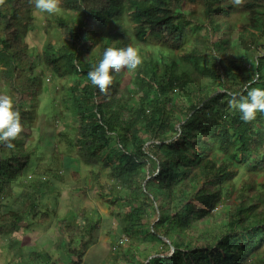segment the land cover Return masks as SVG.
Listing matches in <instances>:
<instances>
[{"label": "trees", "instance_id": "trees-1", "mask_svg": "<svg viewBox=\"0 0 264 264\" xmlns=\"http://www.w3.org/2000/svg\"><path fill=\"white\" fill-rule=\"evenodd\" d=\"M189 7L194 11L187 13ZM34 10L29 0L0 5V94L12 97L28 134L43 82L37 65L64 81L59 111L76 115L70 140L76 154L61 155L59 163L90 165V189L97 186L121 225L118 236L111 231L113 253L92 264H264V178L257 181L264 177V113L244 122L226 94L264 89V0L239 7L230 0H61L59 13H42L49 34L42 51L24 42L35 27ZM233 12L248 14L239 29L225 26ZM201 26L208 27L204 33ZM148 34L152 43L143 48ZM129 45L142 65L113 73L108 93H101L88 72L106 48ZM254 51L259 56L251 67L244 60ZM19 97L31 99L29 110L17 104ZM24 140L11 149L0 143L1 197L17 182L33 189L16 196L27 197L28 209H0V232L21 225L33 209L45 222L49 212L41 210L56 205L57 181L68 179L67 170H33L28 182L34 149ZM106 168L111 181L99 183ZM82 212L58 217L53 250L59 257L33 250L29 264H85L101 213Z\"/></svg>", "mask_w": 264, "mask_h": 264}, {"label": "rangeland", "instance_id": "rangeland-1", "mask_svg": "<svg viewBox=\"0 0 264 264\" xmlns=\"http://www.w3.org/2000/svg\"><path fill=\"white\" fill-rule=\"evenodd\" d=\"M193 11L194 8L189 7L187 13ZM33 15L35 27L29 29L27 35L29 33L32 34V45L36 46L39 51H42L43 44L49 35L45 28L47 27L44 17L45 15L36 10H34ZM247 15L248 14L245 12H233L230 17H228L225 26L229 27L228 24H231L239 29L240 23L243 20H247ZM207 28L208 27L206 26H201V32L204 33ZM132 32L133 29L131 28L130 33ZM226 32H228V30ZM51 37L52 40L56 39L53 35ZM217 38L218 36L215 34L213 36V41H216ZM137 42H139V40H135L133 43L136 44ZM151 43L149 35H147L146 41H142L141 46L144 48ZM184 45H191L190 35L187 36ZM166 48L169 52H180L178 49L172 48V50L170 49L171 47L168 48L167 46ZM253 53L254 55L251 60L250 58L244 60V62L251 67H253L255 59L259 56L255 51ZM35 70L36 73L43 77V82L40 83L42 88L38 93L37 108L33 114L36 115V119L34 118V124L31 125L29 133L26 134L24 131L20 136L21 138L26 139L24 140L26 145H28L29 141L32 142L34 149L30 164L27 168V171H29V177L27 180L28 182H34V176L32 174L33 170L40 172L42 170L47 171L56 169L64 171V174L67 170L68 173L65 176L68 179L63 178L57 181L59 188L57 195L59 199L56 202V205L41 210L42 212L47 210L49 212V217L44 220L45 222H40V218L43 217L41 216L42 213L33 209V211L30 212V214L21 222V225H17L14 228H11L10 225L4 226V231L0 232V264H29L30 251L38 249L50 251V254L59 257L60 253L53 250V243L59 234L58 217L66 216L71 210L76 213L83 211L82 213L92 215L94 210L97 209L101 213V225L95 233L96 238L88 251V257L85 261V264H92L98 261L99 258H104L108 254L111 255L113 253L111 251L112 236L114 234L115 236H118L121 232V225L119 223L120 219L113 214L111 208L102 201L97 193V186L90 189L92 183L95 181V174L91 172L90 165L82 163L81 161L80 163L75 164L72 168H68L67 164L64 162L63 164L67 167L63 164L62 166L60 165L59 157H61V155L63 157V155L69 156V153L73 155L76 154L70 140L76 135L77 118L73 117L76 115L69 109L64 112L59 111L64 108V105L62 104L63 92L60 89V86L64 81L57 76H53L52 71L41 64L37 65ZM33 94L34 91L28 93L25 97L32 96ZM16 102L21 106V109L25 110H29V106L33 105L30 98L24 102L23 98L19 97ZM78 166L79 169L75 172V168ZM100 167L101 166H97L96 169ZM240 167V170L244 173L245 167ZM104 171V174L100 175L98 178L99 183H108L111 181L107 175L108 169L106 168ZM263 178L264 177L257 178V181H261ZM13 188V193H6L3 197L0 195V209H17L23 211L28 209L29 204L27 205V197L23 196L19 199L16 196L17 194L20 195L21 193L26 192L32 194L33 189L29 185L25 186L18 182L14 183ZM53 194L54 193H52L51 197L46 198L45 202H54ZM128 208V203H126L123 209L127 210ZM151 214L154 216L153 211H151ZM76 222L80 225H84L85 219L78 216ZM137 227H139V225H137ZM113 230H115L114 234L111 233ZM131 244H133V241H129L128 245L132 246ZM160 244L161 242L158 243V245ZM138 249L139 246L134 249L136 254L140 252ZM119 264H126V262Z\"/></svg>", "mask_w": 264, "mask_h": 264}, {"label": "clouds", "instance_id": "clouds-1", "mask_svg": "<svg viewBox=\"0 0 264 264\" xmlns=\"http://www.w3.org/2000/svg\"><path fill=\"white\" fill-rule=\"evenodd\" d=\"M230 2L233 6L239 7L242 6L244 0H230ZM3 3L4 0H0V5ZM29 3L39 13L52 15L60 12L61 0H29ZM129 29L131 30V28ZM132 29L133 32L130 34L134 35V28ZM24 42L30 47L32 46L31 33L25 36ZM142 63L143 58L136 47L131 45L124 48L108 47L103 52L102 59L88 72V80L101 93L106 95L109 87L114 82L113 73L119 74L125 69L129 72L135 71ZM246 92V96L239 98L236 92H226L231 97L228 101V107L231 110H239L242 114L241 119L244 122H251L256 118L258 112L264 113V89L249 86L246 88ZM23 131L21 113L15 107L12 97L0 94V143H3L9 149L14 148L13 141L20 138L21 133H24ZM126 239V237H123V242ZM170 249L172 252L174 251L173 246H170Z\"/></svg>", "mask_w": 264, "mask_h": 264}]
</instances>
